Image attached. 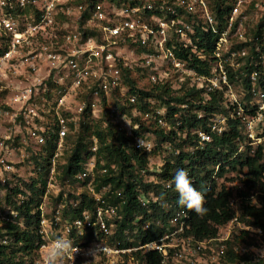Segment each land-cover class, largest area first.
<instances>
[{"label":"built area","instance_id":"1","mask_svg":"<svg viewBox=\"0 0 264 264\" xmlns=\"http://www.w3.org/2000/svg\"><path fill=\"white\" fill-rule=\"evenodd\" d=\"M70 1L0 0V71L4 74L12 73L21 84L16 87L13 97L14 103L19 105L18 111L10 120L16 123L13 126L15 132L38 147V151L34 152L36 160L42 164L47 159L49 181L59 175L58 160L63 154L68 134L78 131L84 117H96L100 113V104H106L109 92L112 94L123 84V71L130 66L125 63L126 58L119 55V51L135 46L147 54H158L157 59L161 63L167 60V64L174 70H180V82H185L186 89L201 92L203 101L209 100L213 94L222 98V108L226 110L224 114H212L207 130L197 126L191 131L190 135L196 142L195 149H204L206 144L213 141V136H220L228 131V120L239 122L236 154L247 153L253 156L258 146L264 147V90L259 84L258 71L242 75L243 81L248 83V89L245 91L241 85L242 92H235V81L242 80L236 73L239 67L232 62L226 65L225 56L230 61L237 53L225 50L227 32L217 29V20L204 8L200 9V15L206 27H197L217 36L209 57L202 50H197L192 36L188 38L194 27L183 23L178 17L179 10H192L187 2L191 0H95L91 6L88 2L72 4L71 1L70 4ZM199 2L203 5L201 0ZM235 12L236 9L226 22H232ZM173 35L182 40V43L173 44L170 41V36ZM261 43L264 47V37ZM176 47L188 49L196 58L206 61L209 74L201 75L190 68L182 69L186 62L175 57ZM257 52L261 53L258 63L260 65L264 62V54L260 50ZM252 63L248 62V65ZM82 93L87 99H78ZM246 95L248 99H245ZM125 102L135 105L136 95L128 93ZM111 112L110 117H114V111ZM151 114V118L164 134L176 133L172 142L158 143L155 135L140 133L139 125L124 117L120 119L115 116L113 124L118 131L132 140L135 150L149 155L148 167L154 164V158L157 159L158 163L152 172L159 173L163 157L169 154L178 155L179 149L174 145L179 142L180 137L186 138V134L177 130L179 121L170 123L166 120L165 108ZM145 115L148 116L149 113ZM5 116L7 113L0 112V132L4 130ZM197 116L202 115L198 113ZM4 138L10 140L9 137ZM140 139L144 142L143 148L139 145ZM48 141L54 144L49 157L46 148ZM89 150L92 153L90 160L84 164L82 172L74 175L72 179L77 183L87 181L84 194L94 200L95 207L84 210L80 217L71 219L67 212L71 207H76L78 202H59L52 208L51 219H47L43 207L40 206V233L43 241L38 251L40 254L44 245L57 237H64L71 239L74 248L81 250L75 256V264L90 259L92 255L89 250L100 245L108 251L97 255L106 256L108 259L113 255L127 256L136 251H155L161 256V264H222L225 243L233 235L244 231L254 240L252 252L258 259L253 249H264V229L239 221L242 197L236 193L230 201L234 217L218 228L215 239L196 241L185 236L189 211L181 205L173 208L171 204H165L167 210L173 211L168 219L166 232L159 239L130 249L107 245L102 238L113 236L115 220L120 219L117 213L121 207L119 202H108L109 194L117 197L121 194L120 191L112 192L108 186L96 191L93 180L89 181L94 176V162L98 150L95 137L91 139ZM187 150L192 152V149ZM262 153L264 154V148ZM218 170V165L213 168L211 179L218 181ZM105 171L103 169L100 173ZM10 172H14L13 165L5 156L0 157V195L4 194L9 184L10 178L5 175ZM149 182L159 183L165 189L171 188L170 182H158L153 176L149 177L147 183ZM48 192L49 189L46 188L43 197L46 198ZM137 200L142 205L149 202L162 204L152 190L140 191ZM142 228L147 229L148 223ZM251 229H260L261 234H256ZM92 236H100L101 240H92ZM211 242L216 243V251L210 252L209 263L205 260L197 263L201 249ZM130 258L135 260L131 256ZM65 264H72V261L67 260Z\"/></svg>","mask_w":264,"mask_h":264},{"label":"trees","instance_id":"2","mask_svg":"<svg viewBox=\"0 0 264 264\" xmlns=\"http://www.w3.org/2000/svg\"><path fill=\"white\" fill-rule=\"evenodd\" d=\"M79 2H88L91 6L95 0H76V3ZM212 11L218 24L222 26L230 14L231 7L226 5L225 0H215ZM263 33L264 15L256 27L253 42H258L257 44L261 45ZM193 40L197 50H202L204 55L209 57L217 36L196 27ZM260 48L264 52V47ZM174 54L176 58L186 62V65L196 73L209 74L208 63L196 58L188 49L176 47ZM260 55L261 53L251 48L247 58L248 62L252 61L253 63L244 66V72L250 74L253 71H258L260 73L261 67L258 64ZM124 73L127 75L128 71L124 70ZM259 84L264 90V75L261 73ZM129 85L131 86L130 92L137 97L135 108L144 114L153 112L150 111V105L145 101L146 98L153 96L152 92L137 90L134 87V82H130ZM242 86L245 91L248 89L246 80L243 81ZM181 90L184 92L180 96H171L168 86L151 89L153 92L156 91V97L161 106L166 108V120L170 123L179 121L180 125L177 130L181 134H186V138L180 137L179 142L174 145L179 149V154L176 156L169 154L163 157L159 173L149 172V155L140 154L135 150L132 140L107 120L97 121L84 117L80 121L79 131L64 167V174L65 177L72 178L82 172L86 159L92 156L89 142L85 140V137H95L98 142L96 171L106 169L104 173H99L95 179L96 191L108 186L112 192L120 191L121 194L120 197L109 194V203H121L117 213L120 219L115 220L116 228L109 240L110 245H117L120 249H130L139 244L153 242L166 232L168 219L173 210H167L164 205L171 204L173 208L176 205L180 206L178 193L173 183V177L178 169L187 171L194 187L205 194V207L208 209L206 215L199 216L186 208L189 211V219L185 236L192 237L196 241L217 238L218 228L227 224L234 217L230 203L234 193L242 197L239 221L264 229V154L262 153L264 147L258 146L253 156H249L247 153L236 154L239 122L228 120V131L220 136H213V141L206 144L204 149H195L196 142L190 135L191 131L197 126L207 130L209 117L216 113L224 114L226 110L222 108L220 96L213 94L209 100L203 101L201 92L193 89L182 88ZM164 96L167 99L163 98ZM248 98L246 95L245 99ZM129 106L128 109L134 107V105ZM198 113H201L202 116H197ZM150 119L152 121L143 123L137 121V118L135 119V123L139 125L140 133L155 135L158 143L174 140L176 133L164 134L154 119ZM46 148L49 157L54 149V144L48 141ZM187 149H192V152ZM46 161L47 159L36 166L40 167L39 175L30 183L18 179L19 185H16L17 182L12 185L9 183L6 187L3 197L4 209H1L4 216L0 219V264H35L38 259V251L43 244L40 233L41 212L39 208L47 188ZM101 162H103L102 165ZM217 165L219 166L218 181H215L211 179V174ZM110 166L114 168L111 169ZM232 173L234 179L228 178L227 176ZM150 176L155 177L158 182H170L171 188L165 189L159 183H147ZM235 179L242 187L233 191L225 185V182ZM86 184L87 181L82 183L83 186ZM150 190L162 204L149 202L147 205H142L139 203L137 200L139 192ZM250 196H255L256 204L252 203ZM61 197L62 195H59L56 201H60ZM94 207V200L81 194L79 203L76 207H71L67 215L71 219L80 217L84 210H92ZM146 223H148V228L143 230L142 227ZM254 246V240L246 232L233 235L231 240L225 243L222 264H254L257 260L252 252ZM131 257L140 264H161L162 261L160 254L155 251L132 252ZM259 264H264V261H260Z\"/></svg>","mask_w":264,"mask_h":264},{"label":"rangeland","instance_id":"3","mask_svg":"<svg viewBox=\"0 0 264 264\" xmlns=\"http://www.w3.org/2000/svg\"><path fill=\"white\" fill-rule=\"evenodd\" d=\"M71 1L72 4H76V0ZM238 1H240V5L237 6ZM187 2L192 10H187L186 12L182 10L178 11V17L182 20L183 23L191 27L193 26L194 29L197 26L206 27V25L204 24V20L202 19V15H200V9L203 10V8L208 14L215 18L214 12L212 11L215 0H201L203 5L200 4L199 0H197V2L194 0ZM225 2L228 7H231V14H229L230 16H232L233 11L236 9V12L234 14L235 18H233L232 22H228V20L227 22L223 23L222 26L217 24L216 27L218 30L220 29L221 31L227 32L228 41L225 45V50L229 49L237 53L235 58L230 61L228 60L226 55L225 61L226 65L232 62L234 64H237L239 67L236 73L240 78H242V80L240 82L235 81V92L239 94L242 92L241 85L244 77L242 75L246 74V72H244L243 70V67L248 65L247 57L249 56V51L251 50V48H254L255 51H262L260 48L262 46V43L261 45H258V42H253V38L256 32V27L258 26L260 19L264 15V0H225ZM194 29H192V32L188 34V38H191V36L193 37V35H195ZM170 41H172L173 44L182 43V40H178L175 35L170 36ZM192 42L194 43L193 39ZM187 45L188 47H192V49H194L193 46H190V44ZM132 52L133 54H131ZM262 53L264 54L263 51ZM119 55H122L124 58H126L125 63H128L130 66L126 69L128 73L126 75V73H124L123 71V84L121 85V87L115 90L112 94H110L109 92L106 104L103 105V103H101V107L99 106L100 113L98 112L99 114H96V117L89 118L90 120H107L114 127H116L113 124L115 116H118L120 119H122V117H124L125 119H130L133 124H135L136 118L137 121H141L142 123L152 121L150 119L152 115L151 113L162 110L165 107L161 106L159 99L156 97V91L153 92L151 91V89L168 86L170 89L169 95L171 96H180L182 92H184V90L181 89H186L185 82H180V70H174L171 66H169V64H167V60L161 63V61L157 59L158 54H147L144 50L139 49L135 46L129 47V49L124 48L120 50ZM260 67V73L264 75V62L260 63ZM186 68L189 67L184 63L182 69ZM260 73H258V75H260ZM130 82H134V87L137 90L152 92L153 96H150L145 100L146 103L150 105V111H153L149 112L150 114L148 116H146L142 111H138L135 108L137 102L133 108H127L130 107L125 102L126 96L128 93H130L131 89V86L129 85ZM20 85L21 84L15 75H13L12 73L4 74L0 71V112L7 113V116H5L4 118V130L0 132V157L5 156L13 165L14 172H10L5 175L6 177L10 178L9 183L11 185L16 183L18 179L26 183H30L33 179H36L40 172V167L37 168L36 166L38 164H41L34 157V152L38 151V147L31 144L26 138H23L21 134H18V132H15L13 126L16 125V123L11 122L10 120V118L18 111L19 105L17 103H14L13 97L16 87H19ZM83 95L84 93L80 94L78 96V99H87V96ZM163 98L167 99L166 96H164ZM72 106L73 105H71V107ZM111 111H114V117H110V114L112 113ZM78 131L76 133H69L65 138L63 154L58 160L59 175L56 176L52 181H49V179L47 178V188L49 189V192L47 193L46 198L43 197L41 204V206L43 207V213L45 214V218L47 219H51L52 208L59 204V202L69 203L72 201L79 203L80 193L84 194V192L86 191V186H83L82 183H77L72 178L65 177L64 174V167L66 165L67 158L72 150ZM4 137H9L10 140H6ZM91 139L92 137H85V140H88L89 142V147L91 144ZM96 158L97 156L95 157L94 162V176L93 178H89V181L93 180V185H95V179L101 171H96ZM89 160L90 157L86 159L84 164H86ZM153 163L154 164H151L148 167L149 172L151 173H153L152 171L154 170L155 165L158 163L156 158L153 159ZM102 164L103 162H101V165ZM110 168L113 169L114 167L110 166ZM233 176L234 174L232 173L227 177L230 179H234L232 178ZM219 182L221 183L222 181ZM16 185H19V182H17ZM225 185L233 189V191H236L238 188L242 187L236 179L231 182L226 181ZM4 195L5 192L4 194L0 195V219H2L4 216L3 212H1V209H4ZM56 195H62L60 201H56ZM70 197L78 199L74 200ZM255 202L256 201H252V203ZM93 239H96L97 241L101 240L100 236H92V240ZM103 239L107 245L115 247L114 245H110V237L107 239L102 238V240ZM215 244V242L206 244L203 249H201V252L199 253L200 258L196 259V262L201 263L203 260H205L206 263H209L208 256L210 255V252L216 251ZM42 255L43 253H39L38 259L35 264H44ZM130 256L131 254H127V257L125 256V254H119L113 255V257H110L108 259L106 256L96 255L94 258L91 257L88 260L80 262V264H140V262L132 260ZM108 260H110V262L112 263L108 262Z\"/></svg>","mask_w":264,"mask_h":264},{"label":"clouds","instance_id":"4","mask_svg":"<svg viewBox=\"0 0 264 264\" xmlns=\"http://www.w3.org/2000/svg\"><path fill=\"white\" fill-rule=\"evenodd\" d=\"M139 145L142 148L144 146V142L141 139L139 140ZM173 183L178 193L179 205L194 211L199 216L207 214L208 209L205 207V194L194 187L193 181L190 179L187 171L178 169L173 177ZM252 201H256L255 196L252 197ZM251 231L256 234H261L260 229H251ZM80 251L79 248H74L71 239L57 237L51 243L43 246V262L44 264H64L65 261L71 260L72 264H75V256ZM107 251V249L100 245L93 250H89V254L94 258L97 254ZM253 251L258 257L254 264H259L260 261H264V249H253Z\"/></svg>","mask_w":264,"mask_h":264}]
</instances>
